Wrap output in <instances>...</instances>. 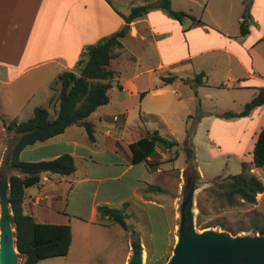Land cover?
Returning a JSON list of instances; mask_svg holds the SVG:
<instances>
[{"label":"crops","instance_id":"0c3cea01","mask_svg":"<svg viewBox=\"0 0 264 264\" xmlns=\"http://www.w3.org/2000/svg\"><path fill=\"white\" fill-rule=\"evenodd\" d=\"M145 1L0 0V110L3 102L4 106L5 103L7 106L5 112L0 111V122L5 123L0 132L7 133L6 121H22L21 115L25 109L34 112L37 106L49 105L51 97L56 96L51 89V83L57 75L66 70H74L86 46L119 30L126 23L121 13L128 14L133 6ZM128 25L130 30L123 41L129 38L132 44L145 46L153 39L155 49L161 57L158 65L160 71L167 66L180 65L183 70L193 69L195 76L199 71L205 70L210 76L216 65L214 69L211 66V69H195L193 61L199 55L208 53H213L208 57L212 59L214 52L220 50L228 55V72L235 74L234 77L228 75L232 85L241 87L251 80L264 85V64L260 65L259 72H249L243 57L232 49L229 34L215 32L218 33L219 39H214V30H208L209 26H200L199 23L185 31L184 27L189 23L181 24L159 9L151 10ZM158 36L162 37L159 39ZM211 41L214 42L209 43ZM124 43V49L129 52L131 48L126 47ZM246 45L248 43H245ZM244 50H247L248 55L247 46ZM252 50L254 53L251 57L259 61L264 60V53L255 48ZM176 53H180L181 57H176ZM255 65L260 68L257 62ZM151 71L150 68L149 72ZM244 72L248 76L241 75ZM162 75L161 73L160 79ZM134 77L137 78L138 73ZM182 78L185 79L178 76V79L185 83ZM114 81L117 82L120 95L129 94L118 98L120 108L117 111H108L107 107L112 101L110 96L108 104L98 107L89 116L88 119L94 126V141L89 139L83 125L74 124L63 134L28 146L20 153V158L25 161L52 160L64 154H71L76 162V170L71 175L44 173L39 184L27 189L26 213L40 222L69 223L73 233L71 247L66 256L43 259L38 264H68L75 244V230L82 238L80 247L81 254L85 256L84 264H89L93 257L91 234L93 231L101 233L102 229L112 233L113 243L121 244L124 252L122 264H129L134 242L141 243L145 256L148 255L147 247L151 240L150 229L153 223L147 219V215L151 217L148 209L152 204L153 192L146 189L153 184L152 178L154 180L175 165L166 161V154L158 147L156 150L163 153L160 158L162 163L154 166L145 161L133 163L130 144L146 131L137 137H128L125 123L120 121H125L134 107L138 108L139 116L157 115L162 112L168 103L174 101L173 97H165L174 82L164 85L160 80L158 83L139 86L135 84L134 79H128V82L133 83L129 89L128 84L122 83L119 77L116 76ZM188 81L193 88V94L190 96L192 99L199 98L201 87L212 85L207 77L205 85H195L190 79ZM113 86L114 84L109 89V95ZM39 88L42 90V96H37ZM144 91L146 93L142 96ZM175 95L179 101L183 99L180 93L176 92ZM148 97H152L155 103L146 105ZM54 98L56 101L57 98ZM128 99H133V107H127ZM54 109L50 108L51 114ZM217 113L220 112H207L209 118L217 116ZM247 118L255 122L249 140L251 147H254L258 133L264 126V105L255 109ZM3 148L5 152L7 145ZM102 205L126 209L127 220L134 216L139 221L138 215H141L143 219L140 221L145 222V226L141 227L142 223L127 221L130 227L125 229L119 224L108 223L100 217L98 207ZM155 205L159 206L158 213L163 218V224H169L172 230L174 216L162 204ZM143 231H146L148 236L145 237ZM112 254L109 253L108 256Z\"/></svg>","mask_w":264,"mask_h":264},{"label":"rangeland","instance_id":"374dc122","mask_svg":"<svg viewBox=\"0 0 264 264\" xmlns=\"http://www.w3.org/2000/svg\"><path fill=\"white\" fill-rule=\"evenodd\" d=\"M172 7L189 11L196 17L201 18L202 23H198L200 26L202 24L209 26V28L205 26L208 30H214L213 32L216 34L214 39H219L218 33L215 32L229 34L232 40V49L243 57L242 59L245 61L249 72H259L260 65L264 64V60L259 61L251 57L254 53L251 49L255 48V50L258 49V52L264 53V40L260 42L264 35V0H172ZM243 12L248 15L250 28V33L245 36L241 35L240 29ZM210 27L214 29H210ZM161 37L158 36L157 38L160 39ZM212 42L214 41L209 43ZM123 43L126 47L131 48L129 49L130 53L124 47L118 49V56L113 61V68L117 71V78L119 77L122 83L128 84L129 89H131L133 83L128 82V79H134L135 84L139 86H146L148 83L160 82L161 73L165 76L177 75L180 78L193 80L192 83L195 82L193 69L183 70L180 65H173L167 66L161 71L158 70L161 57L155 49L153 39L149 40L145 46L139 43L132 44L129 38H126ZM245 43H248L246 45L249 51L248 55L247 50H244L246 48ZM211 54L213 53L199 55L193 61L195 69L201 67L211 69L209 66L214 69V66H217L210 76L205 70L212 85L201 87L198 99L190 97L193 94V88L189 81L188 84L177 79L165 95V97H173L174 101L168 103L162 112L157 115L139 116L138 108L134 107L128 118L125 121H120V123H125V131L128 137H137L145 131L158 130L164 137L177 140L180 143L178 153L176 148L164 152L167 156L166 161L172 162V165L175 166L169 167L167 172L156 177L155 181L152 178V183L161 187L160 192L155 191L152 193V204H162L175 219L172 223L173 242L171 250H169L170 256L177 239L180 207L184 195L187 194L191 186H195L194 212L196 226L198 220L202 225H210L203 229L197 226V229L226 230L232 234H234L232 231L243 229L244 231L234 235H257L260 234L257 231L258 228L264 225V193L257 195L256 203L250 204L237 198V202L232 205L221 195L222 188L220 185L229 175L238 174L242 171L243 161L250 162L252 160L253 146L251 147L249 140L255 122L247 117L222 119L217 116L209 118V114H207L210 111L221 113L226 110L238 113L257 93L256 86L263 84L251 80L241 87L240 85H232L228 75L234 77L235 74H230L228 67H226L229 62L227 53L216 50L214 57L208 59ZM168 55L171 56L170 53ZM176 57H181L180 53H176ZM255 62L260 67L259 69ZM150 68L152 69L151 72H149ZM137 73L138 77L135 78L134 75ZM241 75L248 76L245 72ZM112 84H114L113 89L110 91L112 101L107 107L109 113H113L120 108V103L117 101L119 97L128 96L129 94L123 93L120 95L117 82L114 81ZM37 91V96H42V90L39 88ZM176 92L183 95V99L179 101L175 97ZM132 100L128 99L126 102L127 107H133ZM149 103H155L152 97H148L145 102L146 105ZM6 110V103L4 106L3 102L0 111L5 112ZM199 112L203 113L200 118L197 117ZM33 114L34 112L25 109L21 115L22 121L28 120ZM55 114L54 109L51 114L52 117ZM2 127H5V123L0 122V130ZM191 128L194 129L192 143L195 149V157L192 160L191 167H189L186 149L185 147L181 148V146L187 137L188 130ZM16 138L15 131L7 129V133L6 131L0 132V181L6 176L10 182V175L16 173V170L11 168L8 162ZM6 145L7 150L4 152L3 147ZM162 152H158L156 157L159 160L162 157ZM195 170L198 171V175ZM252 171L264 182V166L253 168ZM138 216L140 220L143 219V216ZM136 219V217L131 216L127 221L142 223L141 227L145 226L143 224L145 222ZM75 235V244L68 264H84L83 259L85 256L81 254L82 249L80 247L82 238L76 230ZM91 235L92 250L94 252L89 264H122L123 248L120 243H113L111 232L102 229L101 233L93 231ZM143 235L146 237L148 233L143 231ZM104 252L107 255H104ZM109 253H113L112 256H108ZM147 259L148 255L145 256L146 264ZM21 262L22 258L20 257Z\"/></svg>","mask_w":264,"mask_h":264},{"label":"trees","instance_id":"16d2710c","mask_svg":"<svg viewBox=\"0 0 264 264\" xmlns=\"http://www.w3.org/2000/svg\"><path fill=\"white\" fill-rule=\"evenodd\" d=\"M110 2V0H108ZM159 9L169 17L181 24L194 25L202 23V19L183 9H174L172 0H146L145 3L133 6L128 14L121 13L126 23L117 31L102 37L96 43L84 48L74 70H66L57 75L51 89L56 96L51 97L47 107L37 106L34 114L26 121L12 119L7 123V129L15 131L17 138L9 158V166L16 170L10 175L9 202L13 211V222L16 228V244L22 258L21 264H38L43 259L66 256L69 253L73 240L72 227L69 223H49L37 221L32 215L25 212L27 189L39 184L44 173H54L62 176L71 175L76 170L75 158L71 154H64L52 160L25 161L20 158V153L28 146L47 141L59 136L74 124L86 128L91 141L95 140L93 123L88 119L98 107L110 101L109 89L117 76L113 68V61L118 56V49L123 48V38L129 33V23L147 15L151 10ZM184 30H188L190 26ZM241 35L250 33L249 20L243 12L240 23ZM264 40V35L262 37ZM206 73L201 71L195 76V85L206 84ZM178 79L177 75L161 76L163 84H171ZM182 80L188 83L187 79ZM257 93L247 102L238 113L226 110L217 113L223 119H232L235 116L247 117L255 109L264 105V86H256ZM146 91L141 95H145ZM56 97V101L55 98ZM56 104V105H55ZM55 108L52 117L50 108ZM203 115L198 113V118ZM194 117V116H190ZM194 129L188 130L187 137L181 148L185 147L187 162L191 167L195 157L192 143ZM180 143L164 137L158 130L144 133L138 140L130 144L133 163L148 162L153 166L161 162L157 157L160 148L168 152L176 148L179 152ZM178 147V148H177ZM151 158L152 160H150ZM176 159V158H175ZM264 166V126L260 129L252 150V160L242 162V171L231 174L220 183L221 195L232 205L237 198L250 204L256 203L257 195L264 193V182L252 171L253 168ZM195 169V168H194ZM198 175V171L195 170ZM146 190L161 191L159 185L151 184ZM101 219L108 223L119 224L125 229L130 227L127 222L126 209L113 208L108 205L98 207ZM151 217L147 219L153 224L150 229L151 240L148 244L147 264H162L168 261L173 237L170 225L163 224L159 216V206L151 204L149 209ZM164 226H166L164 228ZM197 226L201 229L210 225H202L198 220ZM242 230L232 231L237 234ZM264 234V225L257 230Z\"/></svg>","mask_w":264,"mask_h":264},{"label":"water","instance_id":"95a60500","mask_svg":"<svg viewBox=\"0 0 264 264\" xmlns=\"http://www.w3.org/2000/svg\"><path fill=\"white\" fill-rule=\"evenodd\" d=\"M10 182L0 181V264H21L16 228L9 202ZM191 186L180 207L177 239L168 261L162 264H264V234L234 235L226 230L197 229ZM129 264H146L141 243L132 244Z\"/></svg>","mask_w":264,"mask_h":264}]
</instances>
